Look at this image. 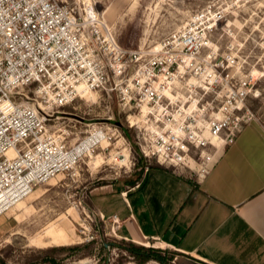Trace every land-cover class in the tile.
Here are the masks:
<instances>
[{
  "label": "built area",
  "instance_id": "2783aa9c",
  "mask_svg": "<svg viewBox=\"0 0 264 264\" xmlns=\"http://www.w3.org/2000/svg\"><path fill=\"white\" fill-rule=\"evenodd\" d=\"M94 11L62 0H0V216L112 139L97 126L77 146L49 132L54 109L89 92L117 98L126 126L139 131L146 159L189 170L199 180L256 121L248 103L258 93L257 81L242 74L232 46L222 51L214 44L224 15L213 6L193 13L156 51L122 47ZM198 89L212 96L202 109L193 97ZM167 93L176 108L162 107ZM114 122L111 114L96 125L121 129ZM108 219L119 237V217Z\"/></svg>",
  "mask_w": 264,
  "mask_h": 264
},
{
  "label": "rangeland",
  "instance_id": "374dc122",
  "mask_svg": "<svg viewBox=\"0 0 264 264\" xmlns=\"http://www.w3.org/2000/svg\"><path fill=\"white\" fill-rule=\"evenodd\" d=\"M62 1L77 10H95L101 21L116 34L122 47L133 50L142 48L145 51H156L164 40L187 24L193 13L208 5L213 6L224 15V20L213 33V42L222 51L232 46L242 74L253 75L256 79L255 89L258 93L249 99L248 106L255 114L256 121L264 126V0ZM197 92L193 97L202 109L212 96L205 95L201 89ZM188 96L185 97L189 99ZM189 101L193 102L191 99ZM54 110L55 114L47 121L49 132L63 135L67 144L77 146L91 136L96 126L104 127L112 139L101 142L97 147L93 146L91 152L87 151L83 155L76 169L37 186L27 198L18 201L0 216V258L6 259V264H16L25 256L21 250L93 241L94 255L71 261L70 264H105L108 258L110 264H135L136 261L128 253L111 245L122 239L113 235V224L108 215L113 211L124 214L126 203L120 192L109 191L113 184L122 182V187L126 188L129 179L137 178L138 157L133 145L138 146L139 131L126 126L125 115L118 106L117 98L114 95L109 97L105 92H89L74 105ZM111 114L115 117L114 123L121 122L127 127L129 140L120 128L116 130L114 127L109 126L108 129L105 125H96L98 120L102 121ZM122 155L123 160L120 159ZM146 160L143 178L149 169L159 165L154 159ZM164 168L173 173L193 174L198 179L197 174L189 170ZM154 175L151 174L149 183L147 179L144 181V188L130 195L134 206L135 200L146 193V188L153 189ZM115 189L119 190L117 187ZM95 207L103 210L104 220ZM55 234L60 236L59 242L63 245L55 244L52 237ZM103 242L107 250L102 248ZM119 259L122 261L119 262ZM186 263L187 257L178 251L171 261V264ZM147 264L159 263L152 260Z\"/></svg>",
  "mask_w": 264,
  "mask_h": 264
},
{
  "label": "crops",
  "instance_id": "0c3cea01",
  "mask_svg": "<svg viewBox=\"0 0 264 264\" xmlns=\"http://www.w3.org/2000/svg\"><path fill=\"white\" fill-rule=\"evenodd\" d=\"M152 173L153 189L146 188L134 206L130 195L144 188ZM122 185L113 184L109 193L120 192L126 203L124 214L108 215L119 217L120 239L173 249L187 257L186 264H264L261 123L248 124L233 144L219 152L201 180L193 174L152 168L136 187ZM95 211L104 214L96 207Z\"/></svg>",
  "mask_w": 264,
  "mask_h": 264
},
{
  "label": "trees",
  "instance_id": "16d2710c",
  "mask_svg": "<svg viewBox=\"0 0 264 264\" xmlns=\"http://www.w3.org/2000/svg\"><path fill=\"white\" fill-rule=\"evenodd\" d=\"M117 121H119V119H117ZM121 130L123 135L129 140L130 135L127 127H122ZM133 150L138 157V172L137 178L127 181L128 186L131 188L136 187L137 184L141 182L147 168V160L141 153L139 146L133 145ZM157 168L165 169L160 165H157ZM93 243V241H90L76 245L52 246L44 249H31L27 251L21 250V252H25V256L22 261L16 264H70L71 261H80L93 256ZM111 245L118 250H123L128 253L136 261L135 264H147L152 260L157 261L159 264H171V261L177 254V251L174 250L148 247L124 239L112 243ZM102 248L107 250L105 242L102 243ZM9 249L12 250L13 248L9 247ZM166 254H168V256H166ZM120 261L122 260L119 259V262ZM110 262V258H108L104 263L110 264ZM0 264H6V259L0 258Z\"/></svg>",
  "mask_w": 264,
  "mask_h": 264
},
{
  "label": "bare ground",
  "instance_id": "6f19581e",
  "mask_svg": "<svg viewBox=\"0 0 264 264\" xmlns=\"http://www.w3.org/2000/svg\"><path fill=\"white\" fill-rule=\"evenodd\" d=\"M94 13V15H96L95 14V12H93ZM99 22H100V25L103 27V28H105L107 25L103 22V21H101V20H99ZM108 27V26H107ZM88 94V93H87ZM170 96V97H169ZM166 106H168V107H170V108H172V109H174L177 105H176V103H175V101L173 100V97H172V95H170L169 93H167L166 95H165V98H164V102H163V104H162V107H166ZM145 111H146V113L149 111V109L147 108V107H145ZM93 144V143H92ZM123 155L120 157V159L121 160H123ZM53 237V239H54V241H60V238H59V236L58 235H56L55 234V236H52ZM59 245H62L60 242H59Z\"/></svg>",
  "mask_w": 264,
  "mask_h": 264
},
{
  "label": "water",
  "instance_id": "95a60500",
  "mask_svg": "<svg viewBox=\"0 0 264 264\" xmlns=\"http://www.w3.org/2000/svg\"><path fill=\"white\" fill-rule=\"evenodd\" d=\"M115 124H116L117 126L121 127V128L124 127L123 124H122L121 122H116Z\"/></svg>",
  "mask_w": 264,
  "mask_h": 264
}]
</instances>
